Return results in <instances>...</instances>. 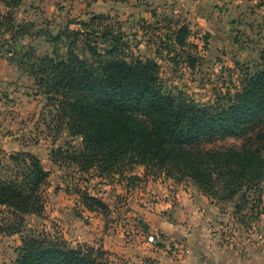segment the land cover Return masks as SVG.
I'll list each match as a JSON object with an SVG mask.
<instances>
[{"label":"rangeland","instance_id":"374dc122","mask_svg":"<svg viewBox=\"0 0 264 264\" xmlns=\"http://www.w3.org/2000/svg\"><path fill=\"white\" fill-rule=\"evenodd\" d=\"M14 12L16 24L22 26L18 28L28 35L11 41V34L0 30V178L21 171L11 156L22 152L38 156L50 175L42 186L43 214L24 217L21 233L0 232V264H14L22 236L41 232H58L74 247H100L108 252L107 264H130L124 253L105 247L109 232L113 240L118 238L117 244L119 238L152 243L154 237L158 256L173 258L172 262L193 249L207 264L219 263L217 251L246 258L264 250V187L249 191L245 202L240 196L224 201L204 194L188 179L177 181L159 170L146 175L141 165L128 173L130 178L81 172L71 160L81 139L63 129L57 107L22 59L33 52L66 57L73 48L93 60L90 45L113 48L115 55L129 61L156 60L168 90H182L196 102L211 104L233 94L246 72L262 63L264 0H23ZM181 25L190 29L184 46L175 42ZM105 33L108 43L103 42ZM9 48L16 50L14 55L7 53ZM241 143L230 137L212 146ZM84 194L100 198L109 208L89 210ZM167 198L177 208H164L183 219L187 214L193 217L191 240L202 239L206 250L183 238L171 239L133 213L136 207L150 208L177 220L162 209L164 203L158 206ZM205 218L209 222L203 225ZM13 222L17 218L0 206V225ZM144 250L138 264H168L151 255L149 248Z\"/></svg>","mask_w":264,"mask_h":264},{"label":"trees","instance_id":"16d2710c","mask_svg":"<svg viewBox=\"0 0 264 264\" xmlns=\"http://www.w3.org/2000/svg\"><path fill=\"white\" fill-rule=\"evenodd\" d=\"M22 2L0 0L1 34H11V41L28 35L15 22L14 11ZM189 34L188 26H179L175 42L184 46ZM107 35L102 36L105 43ZM102 50L90 45L93 60L73 48L66 57L34 52L22 57L57 107L63 129L81 139L71 158L81 172L130 178L128 173L141 165L146 175L159 170L177 181L188 179L224 201L240 196L245 202L249 191L264 187V53L260 66L246 72L233 94L207 104L182 90H168L156 60L129 61L113 48ZM7 51L14 55L16 50ZM230 137L242 143L212 146ZM11 158L21 171L0 178V206L18 222L0 225V232L21 233L24 217L45 210L41 192L50 172L33 153ZM83 199L89 210L109 208L96 196L84 194ZM107 254L87 244L71 246L58 232H41L22 236L14 264H107Z\"/></svg>","mask_w":264,"mask_h":264},{"label":"crops","instance_id":"0c3cea01","mask_svg":"<svg viewBox=\"0 0 264 264\" xmlns=\"http://www.w3.org/2000/svg\"><path fill=\"white\" fill-rule=\"evenodd\" d=\"M190 200L193 201L192 199ZM160 202L161 203H159L158 206L164 203L165 205L162 207V209L168 210V213H173L176 216L177 220H174V219L169 220L167 216L163 215L164 212L151 211L150 208L149 209L143 208L141 210L138 207H136L135 208L136 212H133V213H138L142 215V218L146 221L148 225H150L153 228L159 229L163 234H165L166 236L168 235V237L171 236L170 237L171 239L175 240L178 238L179 239L183 238L189 241L193 247H195V245H201L202 249L205 247V250H206V246H204L202 239H200L199 241L195 240V242H192L191 240L192 238H191V233H190V227L193 226L192 221H191V218L193 219V217L191 216L190 218V216L187 214L185 216V219H186L185 220L181 216L178 217L179 212H176V211L174 212L173 210L164 208L168 206H170L171 209L177 208L175 206L173 207V204L169 198L163 199V200L160 199ZM204 216H207V215L204 214ZM203 221H205L203 222L204 223L203 225L209 222L207 218H205ZM204 234L205 233L203 232L202 235ZM114 236L115 235L112 234V232H109L107 235H105L104 240H103L105 247H111L110 249H118V251H120L121 253H124L121 255L127 258L126 260H128L130 264H133V263L138 264L142 260V257H144L143 255L146 254V251L144 250L145 248H149V250H151V255H153L154 257H158L161 262L168 263V264H204V263L207 264L208 263V262H204L206 260H201L199 256L196 254V251H194V249L192 253L189 252V254H186L184 256L178 255L179 258H177L175 261L172 262L173 258H167L165 256H158L160 254L159 252H156V249L158 248H154V245H153L156 243L155 241H151L153 244L145 240L133 241L134 243H132L130 240L123 241L122 238H119V244H117L116 242H118V238H115V240H113ZM119 237H121V235H119ZM152 249H155V250H152ZM217 253H221L219 254L221 256L219 255L217 256L219 257L218 264H264V250L263 251H252L251 253H248V256H246V258L241 257V256L238 257L236 253L234 254V252L230 253L227 251H223V252L217 251L216 255Z\"/></svg>","mask_w":264,"mask_h":264},{"label":"built area","instance_id":"2783aa9c","mask_svg":"<svg viewBox=\"0 0 264 264\" xmlns=\"http://www.w3.org/2000/svg\"><path fill=\"white\" fill-rule=\"evenodd\" d=\"M151 239H153V241H155V242H156V240H155V238H154V237H151Z\"/></svg>","mask_w":264,"mask_h":264}]
</instances>
